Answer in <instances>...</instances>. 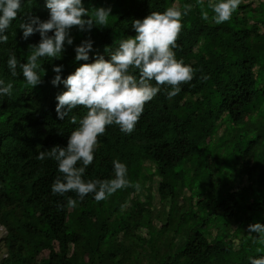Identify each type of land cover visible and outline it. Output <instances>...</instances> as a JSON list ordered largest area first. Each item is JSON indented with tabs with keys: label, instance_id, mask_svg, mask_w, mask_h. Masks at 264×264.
I'll return each instance as SVG.
<instances>
[{
	"label": "trees",
	"instance_id": "obj_1",
	"mask_svg": "<svg viewBox=\"0 0 264 264\" xmlns=\"http://www.w3.org/2000/svg\"><path fill=\"white\" fill-rule=\"evenodd\" d=\"M82 2L90 12L110 7L108 26L73 27V44L65 43L60 58L39 61L46 74L34 88L21 69L11 75L7 60L15 53L27 63L28 46L40 35L25 40L19 26L32 17L47 20L46 0H22L8 41L0 42V79L13 84L10 98L0 96V226L6 231L0 264H251L264 256V245L253 243L259 234L248 231L264 224V0H241L220 25L201 18L197 0ZM185 4L193 10L174 51L197 70L193 80L172 99L162 89L131 134L109 126L83 177L112 179L119 160L140 190L120 189L101 202L93 194L83 201L74 192L54 195L58 165L36 157L66 147L88 109L57 118L56 97L67 89L51 83L53 68L62 65L66 79L98 55L108 60L121 39L136 35L134 20ZM86 39L93 41L89 60L77 61L75 48ZM129 71L139 77L138 69ZM154 172L155 185L148 178ZM68 196L78 200L75 208L67 206Z\"/></svg>",
	"mask_w": 264,
	"mask_h": 264
},
{
	"label": "clouds",
	"instance_id": "obj_2",
	"mask_svg": "<svg viewBox=\"0 0 264 264\" xmlns=\"http://www.w3.org/2000/svg\"><path fill=\"white\" fill-rule=\"evenodd\" d=\"M197 0L201 7V18L211 19L217 25L228 22L238 10L241 0ZM22 0H0V42L6 43V31L13 20L18 17ZM49 18L40 20L32 17L28 22L21 23L23 39L39 33L38 44H30L31 54L27 63H20L15 53H12L7 66L11 75H18L17 68L22 70L26 86L35 87L42 83L40 73L46 74L39 62L41 58H60L65 50V43L73 44L70 31L77 27L80 31H91L94 26H108L112 9L95 8L91 12L84 7L82 0H46ZM193 10L192 4L168 7L164 12H151L145 18L136 19L132 23L135 36H128L119 41V46L106 60L98 55L94 62L81 64L76 70L62 79L60 73L63 66H55L56 73L51 83H63L66 91L57 95V118L65 117L78 106L88 109L87 114L79 120V127L68 137L67 146H53L50 150L40 151L37 159L44 161L52 159L58 165V175L52 186L54 195L65 196L74 192L79 201L88 194H93L96 202L109 199L120 189L134 187L140 190V184L132 183L128 177L127 165L119 160L113 161L114 178L85 180L84 174L95 159L99 147V138L109 126L116 125L125 134H131L144 112L145 105L151 102L162 89L168 99L177 96L182 85L189 84L197 71L183 59H177L175 48L183 30L184 17ZM84 17H88L85 19ZM52 33V35H49ZM93 50V41L86 39L75 48L77 61H88L89 53ZM130 69H138L139 77L130 73ZM155 81V86L151 83ZM167 86V87H165ZM168 87L171 90H168ZM13 84L0 79V96L11 97ZM73 124L76 117H71ZM78 162L82 166H77ZM78 200L67 197V206L75 208ZM63 208L64 205H58ZM250 233H258L253 238L254 244L264 245V224L254 223L248 226ZM257 248V252H261ZM251 264H264V256L250 258Z\"/></svg>",
	"mask_w": 264,
	"mask_h": 264
},
{
	"label": "rangeland",
	"instance_id": "obj_3",
	"mask_svg": "<svg viewBox=\"0 0 264 264\" xmlns=\"http://www.w3.org/2000/svg\"><path fill=\"white\" fill-rule=\"evenodd\" d=\"M130 163H133V161H129ZM135 163V162H134ZM137 172H139V171H137ZM137 172H135V173H133V174H136ZM154 176H152V177H148L149 179H150V181L155 185L157 182H158V180L160 179V177L154 172ZM146 176V175H145ZM147 177V176H146ZM175 220H177V216L175 217ZM5 233H6V231L4 230V228L2 227V226H0V238L3 236V235H5ZM1 244V243H0ZM3 251V250H2ZM130 251L129 250H127L126 251V257L127 256H129L130 254ZM2 256V253H1V250H0V257Z\"/></svg>",
	"mask_w": 264,
	"mask_h": 264
}]
</instances>
